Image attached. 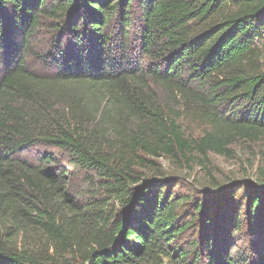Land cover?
<instances>
[{"label":"trees","instance_id":"obj_1","mask_svg":"<svg viewBox=\"0 0 264 264\" xmlns=\"http://www.w3.org/2000/svg\"><path fill=\"white\" fill-rule=\"evenodd\" d=\"M263 39L264 0H0V264H264V186L156 162L264 138Z\"/></svg>","mask_w":264,"mask_h":264},{"label":"rangeland","instance_id":"obj_2","mask_svg":"<svg viewBox=\"0 0 264 264\" xmlns=\"http://www.w3.org/2000/svg\"><path fill=\"white\" fill-rule=\"evenodd\" d=\"M43 41L46 42L42 37L40 43ZM259 43L264 49V39ZM162 97L161 95L160 98ZM184 126H187V123ZM190 129L194 136L200 134L196 128ZM231 154L225 158L210 154L209 165L204 167L196 164L188 166L185 163L177 164L174 158L165 156L156 159V162L166 173L176 178V181L181 180V184L175 187V192L188 195L192 193L197 199L206 200L208 197L216 201L226 199L229 196V189L244 181L249 189L250 186L252 188L264 186V138L256 141H237L231 146ZM63 159L66 160L64 157ZM87 189L88 185L82 174L70 182L69 192L73 196ZM242 243L239 242V245L244 246L245 242Z\"/></svg>","mask_w":264,"mask_h":264}]
</instances>
